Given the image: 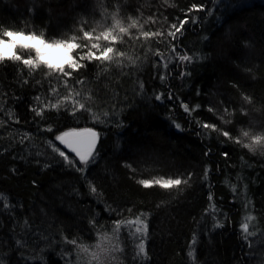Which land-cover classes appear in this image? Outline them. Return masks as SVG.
<instances>
[{"label": "trees", "instance_id": "1", "mask_svg": "<svg viewBox=\"0 0 264 264\" xmlns=\"http://www.w3.org/2000/svg\"><path fill=\"white\" fill-rule=\"evenodd\" d=\"M191 2L0 0V34L27 30L84 47L91 43L84 30L98 35L117 20L129 28L111 45L101 42L114 48L112 62H89L67 83L59 67L29 66L22 58L0 63V264H21V256L66 264L61 238L86 240L136 217L148 225L146 255L132 264H264V252L252 247L264 241V158L245 151L240 138L249 126L264 133V0H195L206 11L179 41L195 59L165 69L181 54L172 52L167 32ZM164 75L171 79L162 86ZM70 94L87 110L74 113ZM185 103L201 106L189 113L191 121ZM87 127L99 133V158L85 174L69 169L48 141ZM175 178L185 183H140ZM249 215L255 236L243 240L239 226ZM218 222L225 226L216 229Z\"/></svg>", "mask_w": 264, "mask_h": 264}, {"label": "snow or ice", "instance_id": "2", "mask_svg": "<svg viewBox=\"0 0 264 264\" xmlns=\"http://www.w3.org/2000/svg\"><path fill=\"white\" fill-rule=\"evenodd\" d=\"M35 2V0H33ZM206 11V7L203 3H196L195 0L191 2L190 6L184 13L183 19L176 20L175 23L171 24V31L167 32V36L172 39L173 49L172 52L175 53L177 51L181 52L178 57H173V59L169 61H165V69H167L170 64H175L178 61H182L185 63V67L188 66V62L195 59V57L189 53L187 55L183 54V50L179 46V41L182 39V34L185 33V26L189 23H199L200 17L199 13ZM34 14V10H33ZM193 14H196L195 18H193ZM83 23V21L81 22ZM135 26V22H133V27ZM87 27V25H85ZM119 29L120 35H117L116 30ZM129 31L128 27H124L121 25L120 21L117 20L111 28H106L104 31L100 32L98 35H94L93 32L84 30L82 33L83 40L86 42H91L90 44H83L84 47H80L81 43L76 42L75 38L68 39H58L55 41H50L45 39V35L42 33L37 35L35 32L19 31L15 29H8L0 34V63H5L8 61L20 60V56L17 53V49H31L36 59L41 64H48L52 68H60V76L66 78L67 80L73 79L74 76L83 75L81 70H86L89 62H112L114 60L113 53L114 48L112 46H101V42H108V45L116 42L122 35H126ZM139 39V37L137 38ZM206 41L209 39L208 36L203 37ZM186 47V46H185ZM82 48H86V51L83 52V55L77 56V50ZM171 55V53H170ZM160 54H156V59H159ZM61 58H66L61 60ZM203 57H201L202 59ZM23 63L28 64L29 66H34L32 60L24 59ZM103 67V63L99 65ZM121 68L123 67L120 65ZM157 69H159V64H157ZM65 73H69V75L65 76ZM188 75V73H181L180 79ZM102 78V77H101ZM161 84L163 86L166 80H170L171 76L164 75L159 76ZM79 82V81H78ZM87 81H85L86 83ZM53 91H55L53 89ZM71 96V94H70ZM172 94L168 95V99H172ZM246 98V97H245ZM71 99L73 97L71 96ZM154 99L157 102H161L165 99L164 95H155ZM39 100V97H37ZM73 112L77 113L78 111H86V105L77 107L76 101L73 99ZM51 108H57L58 105H50ZM181 107L184 110L186 117L191 121V115L189 113L194 114L195 111L201 110V106L197 105L195 109H191L188 104H182ZM36 112L37 116L41 115L40 111H37L36 108L32 109ZM114 118V117H113ZM196 123H199L196 121ZM177 129L182 130V125L177 123L175 125ZM215 124L204 123L202 125L203 129H212L216 130ZM54 129L49 127L46 129V132L51 133ZM80 134L75 137L72 142L69 140L62 138V135H55L54 138L49 139L48 144L51 146V150L54 153H58V156L63 158V163L71 170H75L79 173L87 172L89 166L98 162L99 158V149H98V140L99 133L93 127H87L79 130ZM249 133L244 131L242 133L243 136H247ZM68 133L65 132L63 136H67ZM224 135H229V133L225 132ZM239 142V141H237ZM119 147V145H117ZM225 157H227V153H224ZM71 157V158H70ZM48 165H45L47 167ZM206 175L210 174V169H206ZM82 178H86L82 177ZM146 188L150 187L153 183L158 185L163 189H170L176 186L185 183L181 178L175 179H157L154 182L149 180L140 181ZM235 190V189H234ZM92 192L95 193L96 189L92 188ZM213 197L210 195L209 199L211 200ZM44 211L43 209L41 210ZM247 221H251L254 219L251 215L245 218ZM137 221L142 225L141 227L136 228L137 233H146L148 231V225L143 222L140 217H137ZM225 225L223 223H216L215 228L220 229ZM240 229L243 231L244 236L243 240L251 239L255 236V233L249 231L250 225L245 222L240 224ZM27 243V241H25ZM41 241L37 240L36 246H39ZM12 244L16 250L20 248L21 240L17 239L12 241ZM136 256L146 255L145 241L141 236L139 244L136 246ZM252 247L259 249L261 252H264V241H258ZM6 255L10 256L11 252H8ZM188 257L194 256V253L189 251L187 253ZM21 261V264H39L38 261H29L25 257H18ZM143 264V262H142Z\"/></svg>", "mask_w": 264, "mask_h": 264}, {"label": "rangeland", "instance_id": "3", "mask_svg": "<svg viewBox=\"0 0 264 264\" xmlns=\"http://www.w3.org/2000/svg\"><path fill=\"white\" fill-rule=\"evenodd\" d=\"M47 40L55 41L58 39L49 38ZM17 53L22 59L32 60L34 65L50 67L48 64H41L36 59V56L31 49H17ZM63 59L66 58H61V60ZM181 63L183 64L184 62L181 61ZM249 124L257 125L253 120H251ZM80 129L84 128H68L58 134L62 135V138L68 140L78 136L80 134ZM244 131H247L253 136L257 133H261L258 129H254L251 126L244 128L243 131L240 132V138L245 140V142H247L248 137L242 135ZM65 132L68 133L67 136H63ZM246 217L247 216L244 217L245 222H247L245 219ZM137 227L142 228V225L137 221L136 217L116 223L106 229L96 230L94 235L86 240L79 241L75 239L61 238L60 242L63 246L67 247L66 253L62 257H64L66 264L137 263L144 257V255L136 256V246L139 244L141 236L145 242L147 236V232L137 233Z\"/></svg>", "mask_w": 264, "mask_h": 264}, {"label": "clouds", "instance_id": "4", "mask_svg": "<svg viewBox=\"0 0 264 264\" xmlns=\"http://www.w3.org/2000/svg\"><path fill=\"white\" fill-rule=\"evenodd\" d=\"M247 142L241 140V147L250 155H256L264 158V133H257L256 135H247Z\"/></svg>", "mask_w": 264, "mask_h": 264}, {"label": "water", "instance_id": "5", "mask_svg": "<svg viewBox=\"0 0 264 264\" xmlns=\"http://www.w3.org/2000/svg\"><path fill=\"white\" fill-rule=\"evenodd\" d=\"M77 137V136H76ZM75 139V137L68 139L69 142H72Z\"/></svg>", "mask_w": 264, "mask_h": 264}]
</instances>
